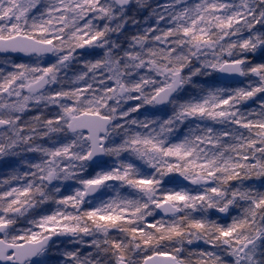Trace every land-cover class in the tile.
<instances>
[{
  "label": "snow or ice",
  "instance_id": "obj_1",
  "mask_svg": "<svg viewBox=\"0 0 264 264\" xmlns=\"http://www.w3.org/2000/svg\"><path fill=\"white\" fill-rule=\"evenodd\" d=\"M113 12L0 0V264H244L264 244V0H163L120 57ZM197 63L221 86L177 97Z\"/></svg>",
  "mask_w": 264,
  "mask_h": 264
},
{
  "label": "clouds",
  "instance_id": "obj_2",
  "mask_svg": "<svg viewBox=\"0 0 264 264\" xmlns=\"http://www.w3.org/2000/svg\"><path fill=\"white\" fill-rule=\"evenodd\" d=\"M163 0H111L114 8L113 17L110 20H106L113 31L108 34V38L111 41H115L116 47L112 49L113 55L120 57V45L126 43L127 37L132 34H137L138 30H142L147 26L148 22L152 18L154 10L159 9V5ZM131 30V31H128ZM264 36V27H258L257 31L252 33V37L257 35ZM235 54L240 55L243 50L236 48L233 50ZM251 51V49H249ZM196 68L200 70L197 72L195 68H190L188 72L184 73L186 80L184 84L176 91V96L181 95L192 96L196 95L209 87H220L221 85L213 83V73L205 70L199 63L196 64ZM133 71L134 70H130ZM167 103L169 111H171L172 102ZM131 104V100L125 97L121 101V107L125 108ZM154 107H163L154 106ZM162 116V112L157 111L153 114V119H158ZM56 253L55 247L47 251L48 255ZM244 264H264V244L257 242V244L249 250V254L243 258ZM62 264V262H61Z\"/></svg>",
  "mask_w": 264,
  "mask_h": 264
}]
</instances>
